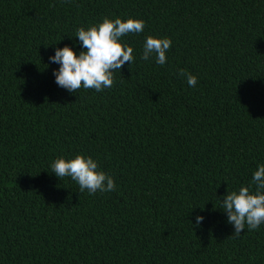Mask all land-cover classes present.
<instances>
[{"label":"trees","instance_id":"trees-1","mask_svg":"<svg viewBox=\"0 0 264 264\" xmlns=\"http://www.w3.org/2000/svg\"><path fill=\"white\" fill-rule=\"evenodd\" d=\"M104 17L145 21L135 62L70 93L49 57ZM148 35L171 38L164 66ZM78 154L116 189L52 173ZM262 163L264 0H0V264H264V225L235 236L218 202Z\"/></svg>","mask_w":264,"mask_h":264},{"label":"clouds","instance_id":"clouds-1","mask_svg":"<svg viewBox=\"0 0 264 264\" xmlns=\"http://www.w3.org/2000/svg\"><path fill=\"white\" fill-rule=\"evenodd\" d=\"M145 29V21L135 18L104 17L101 22L87 28L76 30L77 46L57 47L55 54L49 57L51 64L59 65L53 71L56 84L76 93L80 89H93L103 92L114 85V76L124 65L135 62L134 49L124 37L139 34ZM172 46L171 38H158L148 35L143 42L141 59L164 66L167 53ZM179 75L186 80L189 87L197 85V77L191 72L180 70ZM52 173L58 178H70L79 187V192L94 195L116 189L113 177L100 169L99 163L90 155L78 154L72 158L58 157L50 163ZM254 186V188L252 187ZM219 210L227 213V222L234 228V235L239 236L243 230H258L264 225V163L258 164L252 173L249 186H241L228 191L223 198L218 197ZM205 217L197 216L195 225L200 227Z\"/></svg>","mask_w":264,"mask_h":264}]
</instances>
